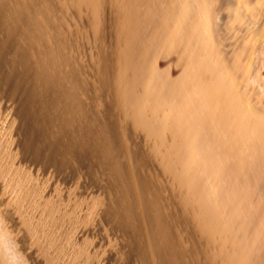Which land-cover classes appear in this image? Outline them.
<instances>
[{"label": "bare ground", "instance_id": "6f19581e", "mask_svg": "<svg viewBox=\"0 0 264 264\" xmlns=\"http://www.w3.org/2000/svg\"><path fill=\"white\" fill-rule=\"evenodd\" d=\"M0 264H264V0H0Z\"/></svg>", "mask_w": 264, "mask_h": 264}]
</instances>
